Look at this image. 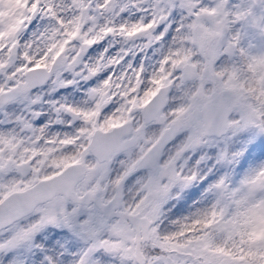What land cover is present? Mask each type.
Returning <instances> with one entry per match:
<instances>
[{
    "label": "snow or ice",
    "instance_id": "6c2138e0",
    "mask_svg": "<svg viewBox=\"0 0 264 264\" xmlns=\"http://www.w3.org/2000/svg\"><path fill=\"white\" fill-rule=\"evenodd\" d=\"M0 264H264V0H0Z\"/></svg>",
    "mask_w": 264,
    "mask_h": 264
}]
</instances>
